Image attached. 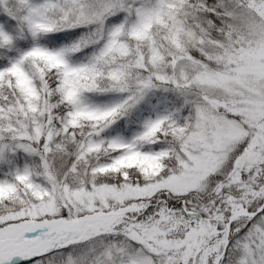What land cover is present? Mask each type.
<instances>
[{
  "label": "snow or ice",
  "instance_id": "1",
  "mask_svg": "<svg viewBox=\"0 0 264 264\" xmlns=\"http://www.w3.org/2000/svg\"><path fill=\"white\" fill-rule=\"evenodd\" d=\"M0 264H264V0H0Z\"/></svg>",
  "mask_w": 264,
  "mask_h": 264
}]
</instances>
